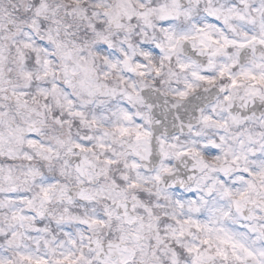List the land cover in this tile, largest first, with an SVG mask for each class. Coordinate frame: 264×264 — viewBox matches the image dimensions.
<instances>
[{
    "label": "snow or ice",
    "instance_id": "6c2138e0",
    "mask_svg": "<svg viewBox=\"0 0 264 264\" xmlns=\"http://www.w3.org/2000/svg\"><path fill=\"white\" fill-rule=\"evenodd\" d=\"M0 264H264V0H0Z\"/></svg>",
    "mask_w": 264,
    "mask_h": 264
}]
</instances>
